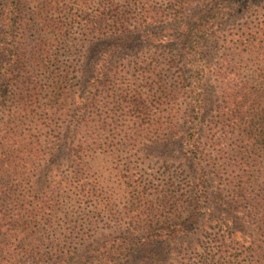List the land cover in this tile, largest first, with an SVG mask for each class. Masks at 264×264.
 Segmentation results:
<instances>
[{
    "label": "trees",
    "instance_id": "16d2710c",
    "mask_svg": "<svg viewBox=\"0 0 264 264\" xmlns=\"http://www.w3.org/2000/svg\"><path fill=\"white\" fill-rule=\"evenodd\" d=\"M263 4L264 0H75L80 9L75 17L85 42H114L92 70L66 66L51 70L45 62L51 59L50 50L56 42L66 38L67 27L61 15L48 22L40 19L43 29L51 31L54 38L40 34L35 39L37 67L26 75L27 49L20 47L14 35L22 19L21 6H6L0 21V264L74 262L76 247L55 239L51 229L61 207L56 195L67 188L78 190V182L43 185L42 200L27 203L28 195L36 189L31 185L32 172L52 161V154L73 144L74 156L82 160L88 150L115 155L127 145L135 148L158 141L178 142L184 147L194 174L192 201H186L194 206L193 211L179 224L142 227L143 235L135 242L122 239V258H109L104 264H264V189L254 176L253 162L259 146L257 134L261 137L264 128L255 134L236 128L237 121L228 123L233 131L228 119L207 123L210 76L220 83L225 112H232L229 105L237 97L264 95L260 85L244 86L237 92L229 81L236 71L231 64L237 52L252 53L263 45L262 24L220 35L225 22ZM217 47L222 57L212 64L211 52ZM146 48L153 50L154 61L109 67L107 54ZM37 70L45 82L34 75ZM73 79L92 81L93 98L73 103L68 90ZM131 84L138 90L122 89ZM44 91L47 98L42 97ZM102 92L112 98L114 108L133 114L127 122L133 128H112L102 115L88 113L89 108L103 105ZM232 140L231 167L235 171L229 175L230 155L224 149ZM215 178L219 193L229 199L220 201L223 214L217 225L207 226ZM41 180L47 181L43 175ZM233 216L235 227L230 223ZM93 259L96 257L85 252L74 264H93Z\"/></svg>",
    "mask_w": 264,
    "mask_h": 264
},
{
    "label": "rangeland",
    "instance_id": "374dc122",
    "mask_svg": "<svg viewBox=\"0 0 264 264\" xmlns=\"http://www.w3.org/2000/svg\"><path fill=\"white\" fill-rule=\"evenodd\" d=\"M11 4L21 6L22 19L17 24L14 35L20 47L27 49L26 58L29 60L23 67L25 69L23 75L37 67L34 62L37 53L33 49L35 39L40 34L54 38L51 31L46 32L43 29L44 21L40 19L48 22L51 18L56 19L61 15L67 27L66 38L61 43L56 42V47L50 50L51 59L45 62L51 70L63 66L78 71L92 70L105 55L108 46L114 42V39L85 42L75 17L80 10L75 5V0H0V21L3 9ZM259 24H262L264 31V4L261 7H251L249 12L225 22L220 35L225 32L237 34ZM1 32L0 25V34ZM107 56L110 60V68L118 65L129 66L137 62H152L155 58L153 50L147 48L141 52L119 49ZM221 57L222 52L219 48L213 49L211 63H218ZM231 67H235L236 71L232 77H229V81L237 92L244 86L258 85L263 87L264 92V43L252 53L237 52ZM34 75L39 76L38 80L45 79L38 70ZM209 78L207 123L228 119L227 124L230 121H237L236 128H247L248 132L254 131L255 134L261 132L264 128L262 125L264 120L261 119L264 117V95L248 99L237 97L232 102L233 105L230 103L229 109L232 112L228 113L224 110L227 105L224 104L219 90L220 83L211 76ZM39 83L41 85V81ZM91 86L92 81L80 83L79 79H73L68 85L73 103H79L83 97L93 98L90 94H94L96 90ZM124 88L138 90L136 84L123 85L122 89ZM48 89L47 85L46 90ZM118 89L120 86L116 87V90ZM98 91H102V88ZM13 92L14 89H11L7 96L9 103L13 99ZM48 95L44 91L42 97L47 98ZM107 95L102 92L103 105L89 108L88 113L93 116L102 115L104 122L111 126L113 124L112 128L114 126L133 128L132 125L127 124L133 114L114 108V104L111 103L112 98L108 99ZM150 105H147V108ZM125 112L127 117L123 114ZM229 127L233 131V126ZM260 136L257 134L256 141L259 146L253 161L256 171L254 176L264 189V130ZM231 143L234 141H230L228 147L224 149L230 155V158H227L230 166L226 167L229 175L235 171V168L231 167L234 166L231 160L233 155ZM127 146L122 152L119 151L118 155L88 150L83 155V159L78 160L73 152L76 145L66 144L58 153L52 154L49 159V161L53 159L52 161L42 164L31 174V185L36 189L33 194L28 195V204L42 200L45 195L44 189H41L43 185L45 188L54 184L56 186L59 182L72 183L73 180L80 185L78 190L69 191L70 189L67 188L56 195L61 207L56 217L52 219L51 229L56 235L55 239L65 240L76 247L73 264L85 252L89 256L96 257V260L93 259V264H99L98 261L104 264L109 258L119 259L123 253L119 249L122 239L125 238L128 243L135 242L137 237L143 235L142 227L179 224L193 211L194 206L186 201H192L194 174L185 158L186 154L181 143L158 141L147 142L135 148ZM42 175L47 181L41 180ZM80 189L83 192H80ZM210 193L211 200L208 203L209 212L205 218V225L216 226L223 214L221 209L219 210L220 201H227L229 197L225 193H219V182L216 178ZM183 194L187 195L185 199L181 197ZM233 217L230 218V223L235 227L236 220ZM136 228H140L141 231L135 232ZM172 247L176 248L174 245Z\"/></svg>",
    "mask_w": 264,
    "mask_h": 264
}]
</instances>
